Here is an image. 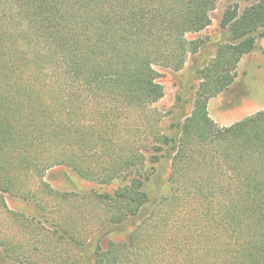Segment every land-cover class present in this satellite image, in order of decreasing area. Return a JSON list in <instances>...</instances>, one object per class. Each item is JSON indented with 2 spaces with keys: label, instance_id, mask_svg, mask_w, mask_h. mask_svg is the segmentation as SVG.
<instances>
[{
  "label": "trees",
  "instance_id": "obj_1",
  "mask_svg": "<svg viewBox=\"0 0 264 264\" xmlns=\"http://www.w3.org/2000/svg\"><path fill=\"white\" fill-rule=\"evenodd\" d=\"M217 1L0 0V264H264V110L228 127L208 113L256 48L264 0L225 11L231 40L170 134L153 108L156 68L198 53L187 35ZM163 160L166 191L150 195ZM60 167L122 185L57 192L45 177Z\"/></svg>",
  "mask_w": 264,
  "mask_h": 264
},
{
  "label": "rangeland",
  "instance_id": "obj_2",
  "mask_svg": "<svg viewBox=\"0 0 264 264\" xmlns=\"http://www.w3.org/2000/svg\"><path fill=\"white\" fill-rule=\"evenodd\" d=\"M250 0H218L216 8L210 13V26L198 34H188L189 41L199 42L200 49L195 55H188L183 69L173 72L156 68L158 82L164 90L163 98L153 105L160 118V128L164 134H170L172 124L181 123L192 110L194 93L198 89V72L213 58L218 45L230 41L227 29L221 27V21L227 9L240 14L249 6ZM257 37L256 48L245 55L237 65L233 84L224 92L208 101L210 118L220 127L232 124L264 110V29ZM170 165L161 161L155 165L153 175L145 183V190L152 195L164 194ZM45 181L57 192L67 193H105L121 186L116 182L111 186H100L80 179L68 168H55L47 173ZM8 207L13 211L31 213V209L20 201L6 197ZM123 239L125 233L117 235Z\"/></svg>",
  "mask_w": 264,
  "mask_h": 264
},
{
  "label": "crops",
  "instance_id": "obj_3",
  "mask_svg": "<svg viewBox=\"0 0 264 264\" xmlns=\"http://www.w3.org/2000/svg\"><path fill=\"white\" fill-rule=\"evenodd\" d=\"M241 60H242V59H241ZM241 60H240V61H241ZM239 63H240V62H239ZM239 63H238V64H239ZM225 91H226V90H225Z\"/></svg>",
  "mask_w": 264,
  "mask_h": 264
}]
</instances>
